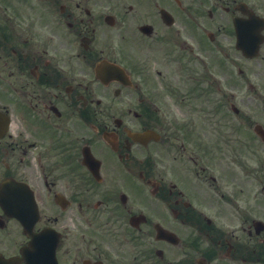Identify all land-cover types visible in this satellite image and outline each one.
<instances>
[{"label": "flooded vegetation", "instance_id": "flooded-vegetation-1", "mask_svg": "<svg viewBox=\"0 0 264 264\" xmlns=\"http://www.w3.org/2000/svg\"><path fill=\"white\" fill-rule=\"evenodd\" d=\"M40 2L0 3V184L56 264H264V0ZM29 242L0 205V264Z\"/></svg>", "mask_w": 264, "mask_h": 264}, {"label": "water", "instance_id": "water-1", "mask_svg": "<svg viewBox=\"0 0 264 264\" xmlns=\"http://www.w3.org/2000/svg\"><path fill=\"white\" fill-rule=\"evenodd\" d=\"M35 242H38V241L35 240ZM38 244L39 245L36 247V253H34V255L30 257L31 260L41 258V247L46 248L48 246L47 242L45 244H43L42 246H41V241ZM33 263L36 264L37 261H33ZM46 264H48V263H46Z\"/></svg>", "mask_w": 264, "mask_h": 264}, {"label": "rangeland", "instance_id": "rangeland-1", "mask_svg": "<svg viewBox=\"0 0 264 264\" xmlns=\"http://www.w3.org/2000/svg\"><path fill=\"white\" fill-rule=\"evenodd\" d=\"M34 4H36V2L34 1V2H31V3H28V5H27V7L26 8H28V11H30L29 9H30V5H34ZM23 10H26V9H23ZM19 13H24V12H19ZM19 16H21V15H16V17H19ZM28 16V15H27Z\"/></svg>", "mask_w": 264, "mask_h": 264}]
</instances>
